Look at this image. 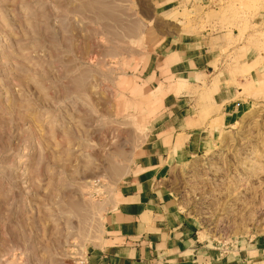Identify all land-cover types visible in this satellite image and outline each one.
<instances>
[{
    "label": "rangeland",
    "instance_id": "374dc122",
    "mask_svg": "<svg viewBox=\"0 0 264 264\" xmlns=\"http://www.w3.org/2000/svg\"><path fill=\"white\" fill-rule=\"evenodd\" d=\"M145 3L0 0V264H84L98 241L156 102ZM195 6L183 15L264 63V0ZM242 77L236 121L171 175L208 247L264 236V71Z\"/></svg>",
    "mask_w": 264,
    "mask_h": 264
},
{
    "label": "crops",
    "instance_id": "0c3cea01",
    "mask_svg": "<svg viewBox=\"0 0 264 264\" xmlns=\"http://www.w3.org/2000/svg\"><path fill=\"white\" fill-rule=\"evenodd\" d=\"M146 0L151 38L142 142L120 168L100 237L84 264H264V236L208 247L180 209L171 175L212 149L242 109L243 75L258 82L264 63L239 51L223 32L184 16L202 0ZM198 7V6H195ZM146 80V79H145Z\"/></svg>",
    "mask_w": 264,
    "mask_h": 264
}]
</instances>
